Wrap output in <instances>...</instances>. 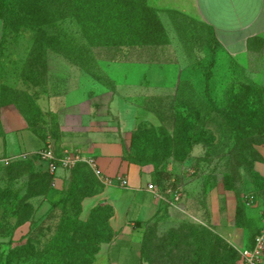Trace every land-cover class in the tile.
<instances>
[{"label": "rangeland", "instance_id": "374dc122", "mask_svg": "<svg viewBox=\"0 0 264 264\" xmlns=\"http://www.w3.org/2000/svg\"><path fill=\"white\" fill-rule=\"evenodd\" d=\"M101 1L77 15L68 0L17 4L0 42V107H15L60 155L66 95L106 94L108 134L159 191L148 196L151 214L133 222L140 264H239L238 250L263 227L264 178L253 165L264 161V32L233 54L195 0ZM261 4L252 0L243 21ZM53 177L36 158L0 162L4 264H80L113 238L103 229L111 207L99 202L103 183L88 177L65 197L49 193ZM86 198L89 212L100 208L87 225Z\"/></svg>", "mask_w": 264, "mask_h": 264}, {"label": "crops", "instance_id": "0c3cea01", "mask_svg": "<svg viewBox=\"0 0 264 264\" xmlns=\"http://www.w3.org/2000/svg\"><path fill=\"white\" fill-rule=\"evenodd\" d=\"M251 2L252 0H195L199 15L211 26L220 46L233 54L245 52L250 40L264 32L263 0L255 19L243 21L246 13L251 10ZM260 17L263 26L245 33ZM241 31L244 34L238 35ZM2 35L3 21L0 19V42ZM82 96L69 97L67 94L60 109V123L65 132L62 150L76 152L84 158H94L100 171L97 179L103 183V189L98 195L99 202L108 199L111 205L109 225L114 236L111 241L101 244L96 258L103 255L108 260L109 255L113 258L112 264H140L138 238L133 233V222L148 217L153 211V204L148 198L153 196L152 191L146 187L151 173L125 159L123 143L108 134L104 121L108 112V96L104 93ZM75 131H81V137L69 136ZM48 138L47 135L42 138L32 131L15 107H0V159L8 158L11 161L25 153H30V157L47 144ZM53 147L55 150L54 145ZM55 154L59 156L57 151ZM254 170L264 177V162H255ZM118 175L127 177L126 187L115 181L114 178ZM70 179V169L58 168L54 172L52 193H60ZM94 205L87 198L81 201L83 220ZM107 260L103 264H107Z\"/></svg>", "mask_w": 264, "mask_h": 264}, {"label": "trees", "instance_id": "16d2710c", "mask_svg": "<svg viewBox=\"0 0 264 264\" xmlns=\"http://www.w3.org/2000/svg\"><path fill=\"white\" fill-rule=\"evenodd\" d=\"M62 1L63 0H45V2H47L49 4H52V3L56 2L58 7H61L63 5ZM68 1L72 5L71 8H72V11H73V13L75 15H77L78 13L85 12L87 9L88 10L93 9V12L97 11L98 9H102V1L101 0L90 1L89 5H88V1L87 0H68ZM24 2H25V0H0V19L3 21V35H2V38H3V36H4L5 32H6L8 24L10 22L9 21L10 17L12 16L13 12L15 11L17 4L18 3H24ZM25 3H28V0ZM262 122H263L262 124H264V120ZM250 127L254 128L252 126H250ZM30 128L35 133L39 134V132L34 130L31 126H30ZM236 131H238V129H236ZM39 136H41L42 138L46 137L45 134H41V135L39 134ZM54 152H55V150H54ZM29 158H36L39 161V164H41V165L45 164L43 162V160H41L37 155H31L30 157H27L25 159H29ZM257 161L264 162L263 160H256L255 162H257ZM79 165H83V168H82L81 171L76 172L77 171V170H75L76 167L75 168L73 167V168L70 169L71 179L68 182V184L61 189L60 193H58V194H60V196H65V197L70 196L71 195L70 192H68V194H67L66 191L68 189H71L72 187H74V185H76V183H80L82 180H86L88 177H91V181H92L93 184L99 185V182H98L97 178L93 175L92 171L90 169L86 168V166H85L86 164L85 165L84 164H79ZM72 170H74V171H72ZM253 170H254V165H253ZM254 173L257 174V176H259L261 178H264L259 173H257L255 170H254ZM50 189L51 190H50L49 193H52L53 187H51ZM81 201H82V199H81ZM80 206H81V203L79 202V208H80ZM99 209L100 208H95V209H93V211L95 212V211H97ZM109 209H110V213H109L108 217L110 218V216L112 214L111 207ZM93 211L89 212L87 218L84 221V224L87 225V224H89L91 222L92 215H93L92 212ZM109 218L107 219V222L104 224L103 229H105L106 231H109V233H110V231H112V230H111V227L109 225ZM93 223L94 222H91V224H93ZM203 231L205 233H207L206 234L207 236L210 235L209 231L207 229H204ZM101 240H102V242H104V239L101 238L100 241ZM253 241H254V238L252 239V243L249 245V247L252 246ZM200 246H202V245H200ZM66 247H67L66 244L62 245V248H66ZM23 248H24V246H22L20 248H16L15 250H13L11 252V255L13 256L16 253L21 252V250ZM99 249H100V246H99V243H98L93 250L89 251V255H88L89 259L84 261V262H82V263H80V264H89L90 262H92V260L94 259V256L96 255L95 252L99 251ZM0 261H1L0 264H4L5 263L4 262L5 260L1 256H0Z\"/></svg>", "mask_w": 264, "mask_h": 264}, {"label": "built area", "instance_id": "2783aa9c", "mask_svg": "<svg viewBox=\"0 0 264 264\" xmlns=\"http://www.w3.org/2000/svg\"><path fill=\"white\" fill-rule=\"evenodd\" d=\"M28 155L29 154L25 153L20 157L25 159L29 157ZM33 155H37L41 160H43V162L47 164L48 169L52 172H55L58 168L71 169L76 163L84 162L91 167L97 177H100V171L96 166L94 158H84L76 152H65L64 154L57 156L54 152L53 146L50 143L46 144L40 150L34 152ZM1 161L7 163L10 160L8 158H4L0 159V162ZM114 179L122 187H126L128 185L127 177L124 175H118ZM146 187L148 190L159 196V191L154 183L148 182ZM262 214L263 227L259 234L255 237L252 246L242 247L238 250L241 264H264V208Z\"/></svg>", "mask_w": 264, "mask_h": 264}]
</instances>
